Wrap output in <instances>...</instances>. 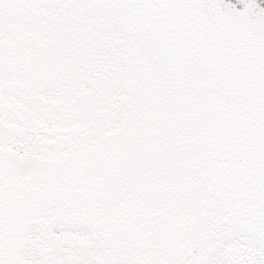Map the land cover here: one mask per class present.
<instances>
[{
    "label": "snow or ice",
    "instance_id": "snow-or-ice-1",
    "mask_svg": "<svg viewBox=\"0 0 264 264\" xmlns=\"http://www.w3.org/2000/svg\"><path fill=\"white\" fill-rule=\"evenodd\" d=\"M0 264H264V0H0Z\"/></svg>",
    "mask_w": 264,
    "mask_h": 264
}]
</instances>
